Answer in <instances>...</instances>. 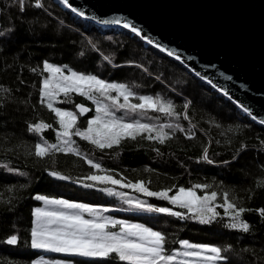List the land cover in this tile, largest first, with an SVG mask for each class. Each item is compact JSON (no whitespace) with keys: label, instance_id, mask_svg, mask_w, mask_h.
I'll use <instances>...</instances> for the list:
<instances>
[{"label":"trees","instance_id":"obj_1","mask_svg":"<svg viewBox=\"0 0 264 264\" xmlns=\"http://www.w3.org/2000/svg\"><path fill=\"white\" fill-rule=\"evenodd\" d=\"M41 3L43 7H36L35 0H26L21 12L16 0H0V32L4 33L0 36V264H32L41 259L43 251L31 247L33 208L39 202L34 198L36 194L62 196L106 207L110 211L105 215L162 231L167 236L170 250L183 252L178 241L185 239L225 248L222 255L227 260L218 264H264V219L257 211L243 214V219L251 226L248 233L224 227L228 217L223 215L224 209L220 207L217 211L221 213L219 219L223 223L211 225L144 212L130 208L120 197L100 189L112 187L127 193L133 200L185 210L120 185L84 187V183L91 182H77L78 178L96 170L73 154L55 153L44 159L32 154L39 137L27 131L29 123L42 119L52 124L53 128L41 134L49 143L56 142L54 129L58 128L54 113L40 103L39 88L47 74L43 72V62L60 67L67 65L77 72L129 85L137 93L132 98L133 103L138 102L139 95L159 94L172 101L178 112L187 111L188 120L183 115L177 118L151 110L146 115H125L123 110H116V114L125 116L126 120L179 123L185 131L176 130L164 144L148 140L144 134L101 151L73 136L83 153L100 163L102 168L113 170L117 179L124 178L125 182L132 183L143 180L151 191L170 188V196L180 186L208 184L207 191L218 192L217 205L223 202L226 191L229 199L239 206L253 210L264 208V124L245 113L179 56L157 47L138 30L133 32L131 26L99 24L73 11L61 0H41ZM105 55L110 57L109 61L103 59ZM33 68L37 71L33 72ZM59 97L62 98L57 101L60 106L77 111L73 105L83 102L92 107L87 117L95 114V104L86 97L73 93L72 103H62L65 101L63 93ZM185 103H188L187 110L183 107ZM87 117H79L80 127L86 126ZM165 130L173 132L172 129ZM204 148L208 149V161L202 159ZM8 167L19 172H9ZM52 170L71 179L65 181L53 177L50 175ZM21 172L27 175H20ZM204 191L197 189V194L203 195ZM11 235L18 237L17 244L6 242ZM52 257L71 259L74 264H127L112 258L58 253H52Z\"/></svg>","mask_w":264,"mask_h":264},{"label":"snow or ice","instance_id":"obj_2","mask_svg":"<svg viewBox=\"0 0 264 264\" xmlns=\"http://www.w3.org/2000/svg\"><path fill=\"white\" fill-rule=\"evenodd\" d=\"M16 2L20 11H24L26 0H16ZM63 2L67 4L68 0H63ZM35 6L43 7L41 0H35ZM125 27H130V25L126 24ZM131 30L137 32L135 27H132ZM3 35L4 33L0 32V36ZM103 59L109 61L110 57L105 55ZM32 71L36 72L37 69L33 68ZM43 72L47 75L44 76L42 86L39 88L40 103L54 113L58 128L54 129L56 142L49 143L41 134L44 130L53 128V125L42 119L29 123L27 131L36 133L39 137V142L34 145L32 153L35 157L44 159L55 153L73 154L80 157L91 169L96 170L78 178L77 182H91L84 183V187L120 185L122 188H133L148 197L161 198L171 205L185 210L177 211L174 207H158L143 200H133L128 197L127 193L116 191L112 187L100 189L109 195L120 197L130 208L144 212L160 213L177 217L180 220H195L202 225H211L213 222L223 223L219 219L221 213L217 211V207H220L224 209L223 215L228 217V222L224 224V227L239 229L244 233H248L251 227L249 222L243 219L244 213L257 211L261 219H264V208L253 210L239 206L229 199V193L226 191L223 193V202L217 205L218 192L207 191L210 188L208 184H195L187 188L180 186L176 193L170 196V188L151 191L143 180L132 183L131 181L125 182L124 178L117 179L113 170L102 168L100 163L83 153L73 136L87 141L101 151L118 147L125 140H136L144 134H146L144 138L164 144L176 130L185 131L179 123L175 125L154 124L144 123L140 119L126 120L125 116H118L116 110H123L125 115L129 113L146 115L147 111L151 110L177 118L183 115V118L188 120L187 111L183 114L178 112L172 101L163 99L159 94L156 96L139 95L138 102L133 103L132 98L137 96V93L129 85L108 82L100 79L97 75L74 71L67 65L60 67L44 61ZM4 90L7 91V89ZM113 92L115 95L112 94ZM61 93L65 97V101L62 103H72L71 95L73 93L93 101L95 114L86 119V126L78 125L79 117L91 109L85 107L84 104H74L73 107L77 111L56 106L55 102ZM121 98L123 102H121ZM188 103L183 106L185 110L188 108ZM165 129H172L173 132L170 133ZM156 151L159 152V149ZM202 159L209 160L207 148L203 150ZM7 170L19 172L18 169L11 167H8ZM19 174L27 175L22 172ZM50 175L65 181L71 179L70 176L63 175L56 170H52ZM262 186H264V182H262ZM197 189L205 190L204 194L198 195ZM34 198L43 201L45 207H37L33 210L35 217L31 228V247L33 249L66 253L71 256L112 258L120 262H127V264H218L220 261L227 260V257L222 255V252L226 251L225 248L212 244H193L185 239L178 241L184 249L183 252L179 249L170 250L167 247L169 243L167 236L162 231L155 230L145 224L105 215L110 209L100 205L40 194ZM17 241L18 237L11 235L6 242L15 245ZM178 257L185 259L178 260ZM32 264H74V262L71 259L50 261L41 258L32 261Z\"/></svg>","mask_w":264,"mask_h":264},{"label":"water","instance_id":"obj_3","mask_svg":"<svg viewBox=\"0 0 264 264\" xmlns=\"http://www.w3.org/2000/svg\"><path fill=\"white\" fill-rule=\"evenodd\" d=\"M66 5L102 25L135 27L264 121V0H68Z\"/></svg>","mask_w":264,"mask_h":264},{"label":"rangeland","instance_id":"obj_4","mask_svg":"<svg viewBox=\"0 0 264 264\" xmlns=\"http://www.w3.org/2000/svg\"><path fill=\"white\" fill-rule=\"evenodd\" d=\"M47 75V74H46ZM45 75V76H46ZM62 94V93H61ZM62 98L61 97H58L57 98V101H59V100H61ZM57 101L55 102V104H56V106H59V107H62V108H65V107H63V106H60L58 103H57ZM235 102V101H234ZM236 103V102H235ZM65 109H69V108H65ZM71 110V109H70ZM88 119L90 118V117H87ZM175 194V193H174ZM173 194V195H174ZM37 195V194H36ZM40 195H46V194H40ZM47 196H50V197H54V198H64V199H67V198H65V197H62V196H52V195H47ZM69 200V199H68ZM37 207H41V208H43V207H45V204H44V202L43 201H39V202H37L35 205H34V208H33V210L35 209V208H37ZM35 220V217H34V215H33V219H32V227H33V221ZM133 223H135V222H133ZM190 243H193V242H190ZM193 244H203V243H193ZM38 250H40V251H43V253L41 254V258H43V259H45V260H56V259H58V260H61V259H59V258H53L52 257V253L53 252H48V251H46V250H44V249H38ZM184 251V250H183ZM59 254H66V253H58V255ZM181 259H185L184 257H181Z\"/></svg>","mask_w":264,"mask_h":264}]
</instances>
